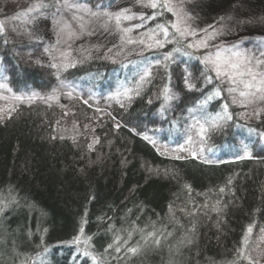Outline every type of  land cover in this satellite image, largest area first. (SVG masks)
Masks as SVG:
<instances>
[{"label": "trees", "instance_id": "obj_1", "mask_svg": "<svg viewBox=\"0 0 264 264\" xmlns=\"http://www.w3.org/2000/svg\"><path fill=\"white\" fill-rule=\"evenodd\" d=\"M113 2L106 0V5ZM153 11L143 12L146 19L137 28L142 33L172 17L166 13L148 19ZM177 47L182 51L174 52ZM0 52L16 92L31 96L52 84L44 71L18 63L7 42ZM169 52L172 59L165 61ZM185 52L190 51L183 44L167 43L160 52L120 65L89 63L67 72L69 80L102 93L132 86L145 67L160 62L155 66L156 77L144 85L140 95H133L115 119L104 120L96 128L98 143L81 136L75 140L53 137L48 112L41 105L22 107L0 121V200L4 201L0 204V264H93L83 256V245L72 243L83 221L84 236H92L90 251L100 258L99 264H230L245 228L254 223V232L264 226V153L256 143V134L264 130V114L256 123L245 124L229 105L232 119L220 121L226 127L215 134L204 155L214 163L161 155L143 139L158 107L152 101L153 84L159 79L164 86L171 85L174 60L200 63L192 52ZM216 86L213 80L199 92L184 93L178 117H167L153 137L169 144L179 140L190 109L202 121L222 112L228 103L223 92L200 104ZM92 111L87 103H80L77 114L83 118ZM245 145L252 158L236 159L243 155ZM230 177L232 184L227 185ZM184 185L191 186L190 195ZM220 187H225L222 194ZM205 203L206 208L202 207ZM214 206L221 211H213ZM193 224V243L180 254L170 252L168 245H174ZM153 225L174 231L160 249L146 246L136 256L123 247L119 253L104 252L116 235L127 238L128 231H152ZM139 240L136 232L129 246Z\"/></svg>", "mask_w": 264, "mask_h": 264}, {"label": "rangeland", "instance_id": "obj_2", "mask_svg": "<svg viewBox=\"0 0 264 264\" xmlns=\"http://www.w3.org/2000/svg\"><path fill=\"white\" fill-rule=\"evenodd\" d=\"M32 2L33 0H0V21L5 22V32L0 34V51L3 42L7 41L11 49V54L18 63L29 68L44 71L50 81H52V84L47 89H41L38 93V97L31 101L27 99L25 101L0 100V109L14 106L16 110H18L22 107L41 105L48 112L47 124L53 137L60 138L63 136L66 139L75 140L81 136L87 138L93 144L96 140V128L100 126L104 120L116 118L117 111L125 107L128 99L123 96L118 97L124 105V107H121V104L117 103V99L113 97H116L118 92H123L124 88L98 93L95 92L91 86L81 85L76 81L69 80L67 72L75 68L85 67L89 63L105 62L107 64L120 65L150 52H160L164 47L148 50L138 44H125L124 52L115 57L116 62L113 63L112 60L103 58L104 53L107 48L121 44L120 37L123 33L115 27L114 23L109 25V31L107 32L98 24H95L93 25L95 28L94 35H84L71 44V59L77 61L83 60V62L77 63L75 67H68L67 70H61L59 72V78H57V69H53L49 66L51 58L49 54L45 52V48H50L56 43L57 39L51 16L45 14V16L39 17L34 23L25 22L23 17L20 19H13V17L26 9ZM81 2L92 7L93 10L96 11L115 12L120 8L130 7L132 12L139 15L143 13L145 9H149L141 7L136 3V0H114L109 6L106 5V0H81ZM97 5L101 7L97 9ZM184 7L193 15V26L198 28L207 27L209 24L218 20L220 16L231 15L233 20L229 22L227 28H225V34L219 36L214 43L223 42L229 46L236 44V50L244 55L264 59V56H262V53H264V21H262V18H264V0H184ZM171 19L174 18L171 17L169 20ZM242 20H248L251 21V23H237ZM141 22L140 19L122 21L121 27L133 28V31L128 35L131 36L132 39H139L144 33L139 31L137 29L138 27L135 26ZM217 27H222V25L217 24ZM228 29H231V31ZM209 31H211V29ZM92 45H102V47L99 52H96L95 49L92 50L91 59H83L81 49L91 48ZM61 47H63V45H61ZM187 50L196 55L202 65L198 62H194L193 65H186L177 60L173 61V72L170 78L171 85L168 87L171 89L170 94L173 95L174 98L165 101L162 94L164 85L159 82V79L153 84L151 90L152 101L157 102L158 107L152 115L154 124L142 134H147L151 139L155 140L156 145L154 147L156 150L158 148L160 149V151L157 150L159 153L167 150L168 154L164 155L167 157H173V155L177 154L173 150L177 149L180 145H186L189 136H192L194 140L198 142V146L204 148L205 155L207 149L212 145L215 134L224 130L226 127L225 122H219V127L211 128L208 131L207 138L201 145L200 137L196 136L195 130L191 128V125H193L197 119L201 120L193 110L188 111L186 114V121L181 128V138L175 143L169 144L164 140L153 137V133L161 129L162 123L167 117H178L179 105L182 103L181 101H183V94L199 92L208 85L205 80V75L214 76V73L207 72L205 65L201 62L203 55H205L207 51H214V49H201L199 51L193 49ZM113 51L115 52L116 50L114 49ZM1 53L2 52H0V83L7 84L8 88L12 91L8 92L6 89H0V94L7 97H11L13 94L25 96L13 89L12 83L8 77V65L2 61L3 54ZM137 53L142 54L138 55ZM37 61H39V63ZM157 62L158 61L155 60L152 63L153 66H147L152 69L153 75L151 80L153 77H156L157 70L155 66L158 64ZM144 69L141 74H143ZM186 77H188L191 84L195 85L194 88L190 89L186 86ZM60 81H64L63 86H61ZM217 83L219 84L218 81ZM135 84L136 83H133L132 86L128 88L134 87ZM147 85L149 84L147 83ZM54 89L59 99L46 101L47 96L51 95ZM69 92L72 93L71 98L68 96ZM222 92L228 104L234 109L236 117L240 122L253 124L262 118L264 112L261 113L259 118L252 115L253 111L257 107H260V105L254 104L245 108L241 107L239 104H232L231 97L227 91L224 90ZM39 97H45V99H40ZM85 101H87V104L93 111L88 117L80 118L78 117L77 109L80 103H85ZM97 109H99V111H97ZM14 112H11V114ZM0 115L4 116L3 119L8 117L6 113H0ZM3 119H0V121ZM58 121L59 123H57ZM261 133H264V130L256 134L257 150L264 153V136H261ZM178 154L183 157L189 156L188 153ZM261 228H264V226L253 232V242H255L259 236V230ZM252 255L254 257L257 255H264V245L261 246V250L254 251ZM262 264H264V260H262Z\"/></svg>", "mask_w": 264, "mask_h": 264}, {"label": "snow or ice", "instance_id": "obj_3", "mask_svg": "<svg viewBox=\"0 0 264 264\" xmlns=\"http://www.w3.org/2000/svg\"><path fill=\"white\" fill-rule=\"evenodd\" d=\"M136 3L143 8H149L154 10L148 19L155 20L157 17H163L166 13L171 14L174 19L165 20L163 23H157L154 28L149 29L145 32L141 38L132 39L128 34L133 31L131 27H121L122 21H129L133 19H140L144 21L146 16L144 13L137 15L132 12L130 7L120 8L118 11H96L92 7L87 6L82 3L81 0H33V2L24 10H22L13 19L24 18L27 23H34L39 17L45 16V14L51 16L52 23L57 37L56 43L50 48H45V52L49 54L51 61L49 66L53 69H57V78H59V72L61 70H67L68 67H75L77 63H82L83 60H73L71 59V44L75 40L80 39L84 35H94L95 28L93 25L98 24L104 29L105 32L109 31V25L113 24L115 27L123 33L121 35V44L113 45L107 48L104 53L105 59L112 60L113 63L116 62L115 57L119 56L124 52L125 44H138L143 48L148 50L163 48L167 43L183 44L187 49H193L199 51L201 49L209 50L214 49V51H207L203 55L201 62L205 65L207 72L214 73L212 75H205V80L208 84H212L213 80L218 81L220 86L214 87L212 93H210L205 100L201 101L200 104L204 105L208 101L220 97L222 91L226 90L231 97L232 104H239L241 107L247 108L250 105H260L257 107L252 115L259 118L261 113L264 112V59H258L255 57H248L240 51H237V45H226L223 42L214 43L219 36L225 34V28L229 22L233 20L231 15L220 16L218 20L209 24L207 27L198 28L194 27L192 21L194 20L193 15L188 12L184 7V0H136ZM97 5L96 8H100ZM264 21V18H262ZM238 24H248L251 21L242 20L238 21ZM217 24L222 25V27H217ZM141 25H136L135 27H142ZM211 29V31H209ZM171 30V31H170ZM231 31V29H228ZM5 32V22L0 21V34ZM162 37V38H161ZM7 42V41H5ZM63 45V47H61ZM102 45H92L91 48L81 49V55L83 59L92 58V50L95 49L96 52L100 51ZM116 50L115 52L113 50ZM174 52H180L182 49L180 47L174 48ZM138 55L142 53H137ZM185 55H191V52H185ZM264 56V53H262ZM172 59V52L166 53L164 55V60ZM39 63V61H37ZM157 63H160L159 61ZM166 68L167 65H164ZM152 69L147 67L144 69L143 74L139 76L136 84L132 88L125 87L123 92H118L116 94L117 103L124 107L123 103L118 99V97L123 96L124 98L131 100L133 95H140L141 90L144 85L151 82ZM61 86L64 85V81H60ZM185 84L188 88H194L195 85L191 84L188 77L185 78ZM226 86V87H221ZM0 89H6L8 92L12 90L8 88L7 84L0 83ZM171 89L165 85L162 89V94L165 101L174 98L170 94ZM69 98H71L72 93H68ZM38 97L37 93H33L29 97L15 95L11 97L4 96L0 94V100H10V101H28L34 100ZM40 99H45V97H39ZM59 96L56 95V90L47 96L46 101L58 100ZM87 103V101H85ZM151 103V101H149ZM63 107V106H61ZM229 104L224 103L222 106V112L217 113L215 116L204 117L203 122L199 119L195 121L191 128L195 130L196 136L200 137V144L207 138V133L211 128L219 127V122L223 120H231L232 114L229 112ZM16 108L14 106H9L6 109H0V113H6L9 118L11 112H14ZM99 111V109H97ZM189 111H193L190 109ZM110 115V113H109ZM4 116L0 115V119ZM115 119V118H113ZM59 123V121L57 122ZM121 125L116 124L119 128ZM132 131H135L132 129ZM250 131H255L250 129ZM264 136V133H261ZM61 139L64 137L61 136ZM143 139L149 141L156 145L155 140L151 139L147 134L143 135ZM98 143V138L96 139ZM92 148V145H89ZM160 151V149H157ZM175 155L174 159H184L178 153H188L189 156L196 159H201L204 163H214V161L208 160L204 157V148L198 146V142L194 140L192 136H189L186 145H180L177 149L173 150ZM161 155H167V150L161 151ZM199 154V155H198ZM251 152L247 150V146H244L243 155H238L236 159H251ZM232 184V178L227 180V185ZM188 190L189 195L191 194V186L184 185ZM225 187L219 188V193H224ZM11 193H9L10 195ZM4 201L0 200V204ZM219 203V201L217 202ZM6 206V205H5ZM202 207H208L207 203L202 205ZM213 211L220 212L221 209L218 207H213ZM3 209L0 208V212ZM180 211H187L186 209H180ZM169 212L172 213V205H169ZM189 215H195V212H189ZM173 219H175V214L172 213ZM79 229V234L73 238L72 243L77 246L83 245L81 249L83 256L90 257L93 264H99V257L90 251L94 246L91 244L92 236H84L83 223ZM178 223V222H177ZM182 227V226H181ZM255 224H249L241 236L239 245L234 249L235 258L230 261V264H262L264 260V255H257L254 257L252 253L254 251L261 250V246L264 245V228L259 230V236L256 241L253 242V230ZM111 230V229H110ZM45 231H47L45 229ZM195 231V224L191 228L187 229L185 234L176 240V243L169 244V251L173 254H180L183 248L191 245L193 240L190 238V234ZM136 232L140 233V240L135 243V245L129 246V242L133 239ZM174 236V231H168L167 226H162L161 229H157L153 225L152 231H145L144 229H134L127 232V238L116 235L112 243L108 244L104 249L107 253L109 249H113L115 252L119 253L122 247L126 250V253H130L132 256L139 255L146 246H152L155 249H160L165 243L169 241V238ZM47 251V249H45ZM39 255V254H38Z\"/></svg>", "mask_w": 264, "mask_h": 264}]
</instances>
